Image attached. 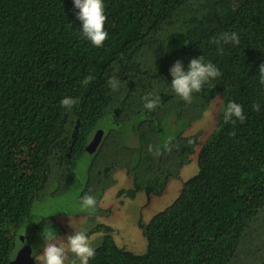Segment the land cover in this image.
<instances>
[{
  "label": "trees",
  "instance_id": "1",
  "mask_svg": "<svg viewBox=\"0 0 264 264\" xmlns=\"http://www.w3.org/2000/svg\"><path fill=\"white\" fill-rule=\"evenodd\" d=\"M103 2L108 37L96 47L74 0H0V264L14 257L16 240L60 232L50 217L30 223L33 203L53 185L70 188L85 161L90 191L99 187L100 196L123 169L132 186L118 195L134 197L161 192L195 153L197 171L178 196L140 221L146 250L121 246L104 226L89 264H264V0ZM222 32H236L239 44L209 42ZM200 56L221 75L186 103L170 68ZM112 76L117 91L107 85ZM219 92L216 128L197 151L198 135L184 130ZM148 93L160 97L151 111ZM66 96L77 100L71 109L60 104ZM232 101L243 122L224 121Z\"/></svg>",
  "mask_w": 264,
  "mask_h": 264
},
{
  "label": "rangeland",
  "instance_id": "2",
  "mask_svg": "<svg viewBox=\"0 0 264 264\" xmlns=\"http://www.w3.org/2000/svg\"><path fill=\"white\" fill-rule=\"evenodd\" d=\"M223 92L217 93L210 101L209 107L200 119L192 122L186 132L197 134L199 144L197 151L202 146L203 141L208 138L214 128L220 111L222 109ZM200 141L202 143H200ZM96 147V146H95ZM90 160V157H89ZM85 161L81 165L77 176V181L72 183L70 188L53 185L43 198H37L33 203L30 223L35 225L41 219L50 217L59 225L60 232L54 237L66 238L67 235L74 234V231H85L92 246L95 247L102 241L106 230L104 226H111L115 240L121 245L134 252L142 253L146 250V239L142 234L140 221L148 220L155 213L169 206L178 196L183 182L197 171V154H192L190 160L180 170L179 178H170L165 187L159 193H147L138 191L134 197L118 195L119 189H127L132 186L131 177L123 169L115 172V183L104 190L99 195L96 189L90 191L87 188V170ZM96 181L92 177L90 185L94 186ZM93 196L97 204L94 208L82 209L81 195ZM71 224V226H70ZM47 229V228H46ZM48 230V229H47ZM45 231H41L38 237H44ZM20 236V235H19ZM36 238L31 242L34 252H36L35 263L42 264V253L45 240ZM21 243L16 240L13 255L21 247ZM79 264V261L76 262Z\"/></svg>",
  "mask_w": 264,
  "mask_h": 264
},
{
  "label": "clouds",
  "instance_id": "3",
  "mask_svg": "<svg viewBox=\"0 0 264 264\" xmlns=\"http://www.w3.org/2000/svg\"><path fill=\"white\" fill-rule=\"evenodd\" d=\"M74 7L79 9L76 15L82 21L83 36L91 41L94 46H103L104 41L108 37L104 27L107 17L103 0H74ZM209 42L220 46L229 43L239 44L240 41L236 32H222L218 37L211 38ZM218 52L222 53L223 48L218 47ZM170 74L172 77V89L186 103L192 102V94L199 92L206 82L221 75L219 69L212 62H205L203 56L190 59L187 69H185L182 61L177 60L171 66ZM259 75L261 83H264V63L259 66ZM93 79L94 77L89 75L81 83L87 86ZM120 84V80L115 76H112L107 81V85L113 91H117ZM143 100L145 109L150 111L160 104V97L154 93L146 94ZM76 103L77 100L70 96H66L60 101L61 106L66 109H71ZM253 109L259 111V105H254ZM233 117L241 122L246 118L243 114V106L235 101L229 102L223 112L225 122L231 121L235 123ZM164 147L168 148V144L165 143ZM149 151H152L151 145L149 146ZM156 154H159L158 147ZM96 204V199L91 195L85 194L81 198L82 209L94 208ZM44 239L46 243L41 255L42 264H76L77 261H79V264H89V260L96 254V250L85 231L75 230L74 234L59 239L52 235H46Z\"/></svg>",
  "mask_w": 264,
  "mask_h": 264
},
{
  "label": "water",
  "instance_id": "4",
  "mask_svg": "<svg viewBox=\"0 0 264 264\" xmlns=\"http://www.w3.org/2000/svg\"><path fill=\"white\" fill-rule=\"evenodd\" d=\"M101 138V131H97L91 142L89 143L87 149L93 150L98 144ZM21 239L24 240V237L21 236ZM35 256L33 254V249L30 243H24L17 250L14 257L7 264H34Z\"/></svg>",
  "mask_w": 264,
  "mask_h": 264
}]
</instances>
